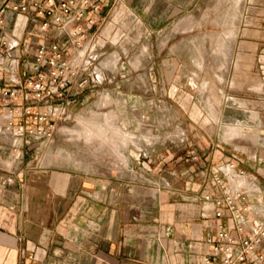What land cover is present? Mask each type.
I'll list each match as a JSON object with an SVG mask.
<instances>
[{"label":"rangeland","instance_id":"374dc122","mask_svg":"<svg viewBox=\"0 0 264 264\" xmlns=\"http://www.w3.org/2000/svg\"><path fill=\"white\" fill-rule=\"evenodd\" d=\"M98 29L104 48L84 75L96 67L104 80L68 96L52 140L32 147L40 149L34 167L50 176L118 177L151 198L160 187L186 183L174 171L191 156L224 150L264 161V0H112ZM229 29L237 35L222 79L220 38ZM97 129L108 140L98 157L93 149L102 142L88 141ZM109 147L123 154L124 166Z\"/></svg>","mask_w":264,"mask_h":264},{"label":"crops","instance_id":"0c3cea01","mask_svg":"<svg viewBox=\"0 0 264 264\" xmlns=\"http://www.w3.org/2000/svg\"><path fill=\"white\" fill-rule=\"evenodd\" d=\"M99 1L105 18L112 0ZM6 18L13 19L11 13ZM104 29L111 34L110 25ZM9 81L0 76V91ZM36 146L16 159L0 136V264H201L216 223L213 201L205 197L216 194L212 169L220 159L248 171L264 199V161L257 153L248 161L224 150L191 156L184 170L174 171L186 183L160 187L151 199L145 188L118 177L50 176L46 167H34Z\"/></svg>","mask_w":264,"mask_h":264},{"label":"built area","instance_id":"2783aa9c","mask_svg":"<svg viewBox=\"0 0 264 264\" xmlns=\"http://www.w3.org/2000/svg\"><path fill=\"white\" fill-rule=\"evenodd\" d=\"M0 9V136L15 158L33 144L52 140L65 102L104 78L93 67L100 47L99 0H7ZM6 13H11L8 21ZM10 23V25H9ZM25 52V53H24ZM29 151V150H28ZM214 231L205 237L209 251L201 264H264V199L257 180L228 159L213 166Z\"/></svg>","mask_w":264,"mask_h":264},{"label":"bare ground","instance_id":"6f19581e","mask_svg":"<svg viewBox=\"0 0 264 264\" xmlns=\"http://www.w3.org/2000/svg\"><path fill=\"white\" fill-rule=\"evenodd\" d=\"M241 5V4H240ZM242 6V5H241ZM244 7V6H243ZM242 8V7H241ZM241 12H242V10H240ZM239 11V13H238V15H237V18L235 17V14H234V18L233 19H235L237 22H239V20L241 19V17H242V14H241V12ZM226 15V14H225ZM226 17V16H225ZM230 18V17H229ZM225 19V18H224ZM231 19V18H230ZM226 21V20H225ZM232 22V21H231ZM226 23V22H225ZM236 23V22H235ZM191 24V23H190ZM193 25V24H192ZM237 26V25H236ZM190 28V27H189ZM193 29H194V27H192V28H190V29H188V32H192L193 31ZM238 29V28H237ZM230 30V29H229ZM228 30V32H225L224 34H223V37H221L220 39H222L223 40V43H222V45L220 46L221 48L219 49V52L220 53H222L221 54V57H222V59H220V60H222V63H223V67L225 68V70L224 71H222V70H220V68H219V74L221 75V78L222 79H224V77L225 76H227L226 74H228L227 72H228V65H229V63L231 62L230 60H231V56H232V50H233V47H234V38H236V35H237V30H236V32H232L233 30H230L229 31ZM185 32V31H184ZM183 32V33H184ZM186 33V32H185ZM197 43V42H196ZM221 43V42H220ZM102 65H103V63H102ZM104 66V65H103ZM223 68V69H224ZM223 73V74H222ZM106 100H108L109 102L111 101L110 99H108V98H106ZM106 102V101H105ZM106 105H107V103H106ZM107 116V115H106ZM110 117H112V118H114V119H116L117 118V116L115 115V114H111V115H109ZM218 116V115H217ZM113 119V120H114ZM217 119V118H216ZM108 121V120H107ZM109 122H110V120H109ZM108 122V123H109ZM99 124V123H98ZM111 124V123H110ZM113 125V124H112ZM111 125V126H112ZM90 126H92L91 124H90ZM89 126V127H90ZM101 126V125H100ZM110 126V127H111ZM89 127H88V129H89ZM107 127H108V125H107ZM107 127H105V128H107ZM104 128V127H103ZM112 128V127H111ZM100 129V128H99ZM99 129H97V130H99ZM102 129V128H101ZM100 129V130H101ZM93 130V129H92ZM98 131V132H96L95 130L92 132V134H91V137H93V138H91V139H88V141L89 142H91V143H99V141H100V143L101 144H99L98 146H96V147H94V151H93V153H95V156L96 157H98L99 156V154H100V152L102 151V149H104V147H102V145H105L107 142H106V138H107V136H105V134H106V132L102 129V131H104L105 132V134L102 132L101 133V131ZM114 131H115V133L117 134V135H121V136H123L122 134H123V131L120 129V128H117V127H114ZM113 131V132H114ZM236 132V131H235ZM86 133V132H85ZM94 134V135H93ZM99 134V135H98ZM99 137H98V136ZM95 136H97V138H95ZM130 136V135H129ZM128 135H126V137H125V135H124V140L125 139H127V137H129ZM87 138V137H86ZM106 139V140H105ZM111 140V139H110ZM108 141V140H107ZM106 142V143H105ZM116 142V141H115ZM114 142V143H115ZM125 142V141H124ZM129 142V141H128ZM86 143V142H85ZM110 143H112V141L110 142ZM109 143V144H110ZM113 143V144H114ZM118 143V142H117ZM120 143V142H119ZM125 144V143H124ZM94 145V144H93ZM111 145V144H110ZM112 146V145H111ZM116 147V146H115ZM120 147V146H119ZM109 149V152L111 153V156L113 157V156H115V157H117V159H120V161H121V165L122 166H124L123 164H125V163H123V161H124V156H123V154H121V153H116V152H114L113 150H114V147H113V150H111L110 149V147L108 148ZM107 148H106V150H108ZM106 152V151H105ZM108 152V153H109ZM62 153H63V151H62ZM61 153V154H62ZM66 157V156H65ZM114 158V157H113ZM65 159V158H64ZM121 166V167H122Z\"/></svg>","mask_w":264,"mask_h":264}]
</instances>
